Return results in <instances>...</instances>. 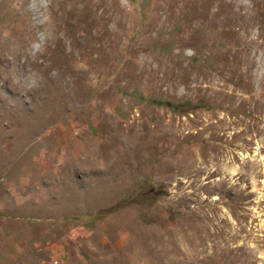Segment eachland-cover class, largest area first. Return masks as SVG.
Instances as JSON below:
<instances>
[{
	"label": "rangeland",
	"instance_id": "374dc122",
	"mask_svg": "<svg viewBox=\"0 0 264 264\" xmlns=\"http://www.w3.org/2000/svg\"><path fill=\"white\" fill-rule=\"evenodd\" d=\"M210 1L0 0V264H264V0Z\"/></svg>",
	"mask_w": 264,
	"mask_h": 264
},
{
	"label": "trees",
	"instance_id": "16d2710c",
	"mask_svg": "<svg viewBox=\"0 0 264 264\" xmlns=\"http://www.w3.org/2000/svg\"><path fill=\"white\" fill-rule=\"evenodd\" d=\"M157 104L159 105H166L168 106L169 108H173L175 105L171 102H163V101H155Z\"/></svg>",
	"mask_w": 264,
	"mask_h": 264
},
{
	"label": "bare ground",
	"instance_id": "6f19581e",
	"mask_svg": "<svg viewBox=\"0 0 264 264\" xmlns=\"http://www.w3.org/2000/svg\"><path fill=\"white\" fill-rule=\"evenodd\" d=\"M208 1H210V0H208ZM207 2V1H206ZM211 2V1H210ZM227 15V14H226ZM216 16V15H215ZM231 16V15H230ZM235 19H237V18H235ZM225 20V19H224ZM238 20V19H237ZM237 20H236V22H237ZM232 21V20H231ZM230 21V22H231ZM245 21V20H244ZM244 21H243V23H244ZM228 22H229V20H228ZM232 23H233V21H232ZM242 23V22H241ZM229 25V24H228ZM236 25V24H235ZM245 25V24H244ZM230 26V25H229ZM245 28V27H244ZM72 30V29H71ZM70 33V32H69Z\"/></svg>",
	"mask_w": 264,
	"mask_h": 264
},
{
	"label": "clouds",
	"instance_id": "9594fccd",
	"mask_svg": "<svg viewBox=\"0 0 264 264\" xmlns=\"http://www.w3.org/2000/svg\"><path fill=\"white\" fill-rule=\"evenodd\" d=\"M34 87L38 88V86H34Z\"/></svg>",
	"mask_w": 264,
	"mask_h": 264
}]
</instances>
